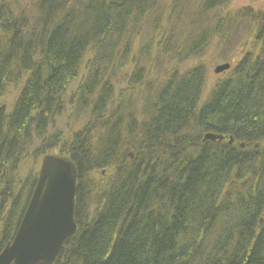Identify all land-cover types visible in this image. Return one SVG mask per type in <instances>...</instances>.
<instances>
[{
  "label": "trees",
  "instance_id": "16d2710c",
  "mask_svg": "<svg viewBox=\"0 0 264 264\" xmlns=\"http://www.w3.org/2000/svg\"><path fill=\"white\" fill-rule=\"evenodd\" d=\"M231 1L185 2L188 30L181 0H0V252L57 153L77 232L54 264H264V11L235 14L252 47L205 99L206 66L178 69L236 39Z\"/></svg>",
  "mask_w": 264,
  "mask_h": 264
},
{
  "label": "water",
  "instance_id": "95a60500",
  "mask_svg": "<svg viewBox=\"0 0 264 264\" xmlns=\"http://www.w3.org/2000/svg\"><path fill=\"white\" fill-rule=\"evenodd\" d=\"M229 69V64L221 65L215 73ZM224 139L207 134L203 141L221 142ZM77 176L70 158L55 153L42 158L31 198L14 240L0 252V264L55 263L77 232L74 219Z\"/></svg>",
  "mask_w": 264,
  "mask_h": 264
},
{
  "label": "rangeland",
  "instance_id": "374dc122",
  "mask_svg": "<svg viewBox=\"0 0 264 264\" xmlns=\"http://www.w3.org/2000/svg\"><path fill=\"white\" fill-rule=\"evenodd\" d=\"M164 2L163 6L169 12L168 9V4L170 3L171 0H162ZM183 3L174 9L173 13L166 14L164 16V19H171V21H177L176 24L178 26H183L188 30H191L192 26L189 23L190 15L186 17L185 14V2L187 1H192V0H181ZM200 0H193V3L196 4ZM173 5V4H171ZM26 11H29V4L26 3L24 5ZM250 9L253 12H262L264 11V0H232L228 7H225L221 12V14L224 17H228L230 20L235 19L236 16L235 14L238 12H242L243 10ZM192 11V9H191ZM181 19H178L180 14ZM185 20V22H182ZM244 25L248 26L246 28H241L238 30V32L235 34V38H233L232 42L230 45L223 39H220L222 35L214 36L212 37V40L208 42V44L205 47V52L204 56L198 60L195 61H188L179 66L178 69L180 70H187L190 68H193L197 64H203L207 68V80H206V89L204 93V99L207 96V94L210 92V90L213 88V86L223 79L225 75H227V72L215 73V69L218 66L224 65V64H230L231 67H233L236 62L241 58V56L248 51L253 44L252 40V35L250 31L248 30L250 27V24L248 22H243ZM224 32H227L225 28H223ZM196 33L193 35L195 36ZM145 43V41L138 40L135 45V50H134V58L138 60V55H139V50L140 47H142V44ZM173 63L166 64L164 67L167 69H173L174 67ZM169 72V71H168ZM170 73V72H169ZM169 75V74H168ZM162 74L158 73L157 71H154L152 75V80H157L158 82L162 81ZM117 92L119 89L125 88V84L118 85L117 84ZM17 87L12 88L9 93L7 94L6 97L3 99V103L6 105V107H13L15 100L17 98L18 90L16 89ZM31 168V164L27 167ZM106 173L102 172V177L105 176Z\"/></svg>",
  "mask_w": 264,
  "mask_h": 264
},
{
  "label": "bare ground",
  "instance_id": "6f19581e",
  "mask_svg": "<svg viewBox=\"0 0 264 264\" xmlns=\"http://www.w3.org/2000/svg\"><path fill=\"white\" fill-rule=\"evenodd\" d=\"M240 27H241V23L240 22H238V21H236L234 19L229 20V28H230V30H235V29L239 30Z\"/></svg>",
  "mask_w": 264,
  "mask_h": 264
}]
</instances>
